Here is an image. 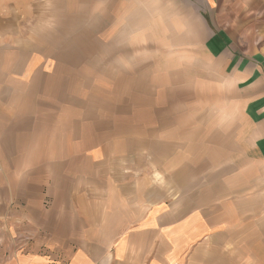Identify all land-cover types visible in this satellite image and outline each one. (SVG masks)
<instances>
[{"label": "crops", "instance_id": "1", "mask_svg": "<svg viewBox=\"0 0 264 264\" xmlns=\"http://www.w3.org/2000/svg\"><path fill=\"white\" fill-rule=\"evenodd\" d=\"M220 2L0 0V264H264V50Z\"/></svg>", "mask_w": 264, "mask_h": 264}, {"label": "rangeland", "instance_id": "2", "mask_svg": "<svg viewBox=\"0 0 264 264\" xmlns=\"http://www.w3.org/2000/svg\"><path fill=\"white\" fill-rule=\"evenodd\" d=\"M219 1H221L220 3L222 7H220L219 11L228 17L229 22L234 20V24L231 26H236L240 34H248L247 38L245 39V44L253 49L264 50V25L262 26V30L260 29V26L254 21L256 17L264 20V0H259L260 8L243 9L242 13L240 12L239 8H232L230 6L231 4L239 5L240 0ZM245 1L250 4L252 0Z\"/></svg>", "mask_w": 264, "mask_h": 264}]
</instances>
